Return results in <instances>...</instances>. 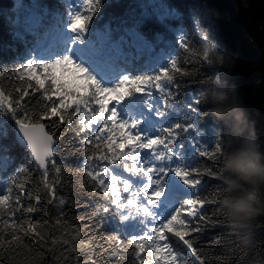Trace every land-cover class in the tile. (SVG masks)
Segmentation results:
<instances>
[{"label":"trees","instance_id":"1","mask_svg":"<svg viewBox=\"0 0 264 264\" xmlns=\"http://www.w3.org/2000/svg\"><path fill=\"white\" fill-rule=\"evenodd\" d=\"M246 1L247 5L244 0H101L85 40L90 47L88 58H93L92 69L105 79L125 73L151 74L179 55L188 62L178 65L187 74H177L176 100L199 96L202 112L194 131L196 139H201V148L212 150L220 142L223 153L231 144L228 126L212 111L216 107L213 96L218 90L228 92L226 103H240L264 146V0ZM70 4L71 0H21L18 5L15 0H0V72L5 73L0 77V89L6 94L27 87L28 77L20 66L29 59L46 61L63 52L62 37L71 17ZM81 7L87 11L86 0ZM181 39L187 41L188 47H180ZM113 51L117 54L110 60L106 58ZM97 58L102 61L97 62ZM170 106L171 99L166 102V107ZM172 122L166 117L154 120L153 125L157 130V125ZM16 129L11 113L0 112V194L11 187L14 195L23 184L35 195L42 188L36 183L38 167L18 144ZM54 131V156L62 163L57 164L61 172L50 169L49 178L58 179V193L66 203L45 205L50 213L45 217L48 223L37 225L39 236L28 232L25 238V233H17L20 243H7L12 230L0 225V241L4 242L0 254L5 257L0 264H137L134 246L125 241L124 251L120 252L105 239L109 234L117 235L115 228L134 232L137 225L105 218L100 205L106 201L86 175L89 169L83 166L89 152L74 129L62 125ZM184 143L187 145L188 141ZM186 159L202 170L219 168L220 175L219 179L207 175L202 179L200 197L217 194V204L204 205L214 226L186 237L195 238L199 259L181 246L182 264H264V189L258 193L261 211L250 228L235 229L223 207L229 194L221 155L212 160L186 152ZM41 216V212L30 216L24 213V219L33 222ZM249 233L252 243L246 247L242 241ZM113 251L117 254L113 255ZM142 256L145 264H155L149 256Z\"/></svg>","mask_w":264,"mask_h":264},{"label":"snow or ice","instance_id":"2","mask_svg":"<svg viewBox=\"0 0 264 264\" xmlns=\"http://www.w3.org/2000/svg\"><path fill=\"white\" fill-rule=\"evenodd\" d=\"M100 4L101 0H86L87 11L78 8L71 15L61 54L46 61L29 59L20 66V71L28 77L24 90L17 88L15 94H6V90L0 89V112L11 113L14 118L19 135L38 166L36 183L42 184L35 195L23 184L14 195L11 187L0 194V225L12 230L7 243H20L21 236L17 233H25V238L28 232L39 236L37 225L48 223L45 217L50 213L45 205L66 203L58 193V179L50 180L49 176L50 169L60 173L57 164L62 163L54 156V129L67 125L75 130L81 145L89 152L83 166L89 169L86 175L106 201L100 205V211L105 218L110 216L113 220L137 225L134 232L115 228L117 235L109 234L105 238L109 244L120 252L124 251L125 241L134 246L137 264H145L142 254L155 264H182L181 246L199 259L195 238L186 237L214 226L204 205L217 204V194L201 198L199 188L205 175L219 179L220 172L219 168L202 170L191 165L186 152L216 160L222 154L223 144L216 143L212 150L202 149L201 139H196L194 129L202 112L199 96H189L182 102L176 100L177 74H187L178 65L188 62L179 55L173 56L157 72L125 73L104 81L97 79L75 57L85 44ZM180 47H188L187 41L181 39ZM116 54L115 51L108 53V59ZM208 59L206 50L204 60ZM4 76L0 72V77ZM8 87H12L11 82ZM137 96L142 107L126 104ZM169 99L172 106L166 107ZM137 111L147 113L156 121L167 117L173 122L157 125V130L149 133L143 116L131 114ZM44 121L49 123L46 125ZM188 190L192 191L191 195L187 194ZM177 191H184L186 198L173 200ZM28 200L34 202L25 204ZM37 212L42 216L34 222L24 219V213L30 216ZM3 246L4 242L0 241V247ZM2 259L5 257L0 254Z\"/></svg>","mask_w":264,"mask_h":264},{"label":"clouds","instance_id":"3","mask_svg":"<svg viewBox=\"0 0 264 264\" xmlns=\"http://www.w3.org/2000/svg\"><path fill=\"white\" fill-rule=\"evenodd\" d=\"M228 92L218 90L213 96L216 107L212 110L218 120L225 121L231 133V144L222 154V166L229 194L223 207L235 229L250 228L253 219L260 213L258 193L264 189V146L254 134L246 111L234 100L226 103ZM239 144L238 147L232 145ZM238 192V195L233 193ZM242 243H252L251 234Z\"/></svg>","mask_w":264,"mask_h":264},{"label":"rangeland","instance_id":"4","mask_svg":"<svg viewBox=\"0 0 264 264\" xmlns=\"http://www.w3.org/2000/svg\"><path fill=\"white\" fill-rule=\"evenodd\" d=\"M15 1H16V4L18 5L21 0H15ZM244 2H245V5H247V1L244 0ZM81 5H82L81 4V0H71L70 11L72 13H74L78 8H81ZM65 34L67 35L66 30H65ZM84 51L85 52H89L90 51L86 45L81 46V48L75 53V57L78 58L82 63H84L85 66H87V63L85 62L84 57H83ZM126 104L134 105V106H137V107H142L141 102H140V98L138 96L136 98L130 100V101H126ZM131 114L133 116H143L144 120H146L148 122V124L146 125V129H147V131L149 133H151V127H150V124H149V121H150L151 117L148 116L147 113H143L142 111H137V112H134V113H131ZM177 194L182 195L183 197L186 198L184 191H177V192H175L173 194V198ZM187 194L188 195H191L192 194V191L191 190H188Z\"/></svg>","mask_w":264,"mask_h":264},{"label":"water","instance_id":"5","mask_svg":"<svg viewBox=\"0 0 264 264\" xmlns=\"http://www.w3.org/2000/svg\"><path fill=\"white\" fill-rule=\"evenodd\" d=\"M16 138H17L18 144L29 152L32 161H34V156L31 155V150L29 148H26L25 147L24 142H23V138L19 135L18 129H16ZM56 151H57V144L55 143V151H54V154H55Z\"/></svg>","mask_w":264,"mask_h":264}]
</instances>
